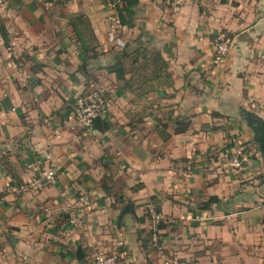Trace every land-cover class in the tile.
I'll list each match as a JSON object with an SVG mask.
<instances>
[{
    "label": "crops",
    "instance_id": "0c3cea01",
    "mask_svg": "<svg viewBox=\"0 0 264 264\" xmlns=\"http://www.w3.org/2000/svg\"><path fill=\"white\" fill-rule=\"evenodd\" d=\"M114 12L102 0H0V260L94 264L114 252L121 264H164L167 250L194 264H264V162L247 124L264 120V0H140L135 26L116 33ZM140 37L172 78L141 96L107 71ZM93 89L112 101L105 133L74 117ZM225 151L247 156L244 170ZM51 167L53 183L21 190ZM214 242L220 252L196 257Z\"/></svg>",
    "mask_w": 264,
    "mask_h": 264
},
{
    "label": "trees",
    "instance_id": "16d2710c",
    "mask_svg": "<svg viewBox=\"0 0 264 264\" xmlns=\"http://www.w3.org/2000/svg\"><path fill=\"white\" fill-rule=\"evenodd\" d=\"M107 5H112L114 11L118 14L123 26L133 28L135 26V8L139 5L140 0H102ZM77 18V16H75ZM142 37L136 40L137 44L134 49L129 50V46L119 52L114 63L107 68L109 73H114L118 81H123L124 88L130 90L136 95H143L145 92L144 87L149 86L150 82L163 81L166 86L172 85V78L168 71L169 63L164 60L161 51L157 50L151 52L149 47L142 42ZM141 44H145L144 46ZM83 48L85 43L82 42ZM130 76L128 79L127 76ZM150 93L146 92L145 94ZM167 129L166 125L162 126ZM92 128L105 133L112 128V124L105 118H98L94 121ZM162 139L167 138L162 135ZM219 201L216 197H211L209 200L202 204V210H208L213 204ZM164 226L158 224V229ZM84 253L79 248L77 250V258L83 259Z\"/></svg>",
    "mask_w": 264,
    "mask_h": 264
},
{
    "label": "built area",
    "instance_id": "2783aa9c",
    "mask_svg": "<svg viewBox=\"0 0 264 264\" xmlns=\"http://www.w3.org/2000/svg\"><path fill=\"white\" fill-rule=\"evenodd\" d=\"M172 4L174 8H181L187 0H165ZM111 22V29L114 33L119 32L123 25L120 18L116 12L109 18ZM216 50L220 58H223L229 51L228 40L225 36L220 35L216 40ZM111 110V101L106 98L105 95L100 92H88L85 96L77 99L73 113L76 120V124L82 128H92L93 123L98 118H105L108 116ZM220 160L230 166L236 171L244 170L245 165L248 163L247 156L238 153L223 152L219 156ZM47 160H51L52 156L48 154L46 156ZM177 167L181 170L183 175H188L193 172L194 163L191 159H187L183 162L178 163ZM56 178V171L51 167L46 171H43L41 175L34 181L28 184L26 187H22V191H28V188H33L36 186H42L49 184ZM148 214L151 217V224L153 228V239L157 241V230L160 217L154 208V206H148ZM71 219H77L76 214H71ZM120 256L117 253H98L94 256V264H119ZM0 264H5L0 261ZM173 264H186L183 262H176Z\"/></svg>",
    "mask_w": 264,
    "mask_h": 264
},
{
    "label": "rangeland",
    "instance_id": "374dc122",
    "mask_svg": "<svg viewBox=\"0 0 264 264\" xmlns=\"http://www.w3.org/2000/svg\"><path fill=\"white\" fill-rule=\"evenodd\" d=\"M141 45H143V44H141ZM145 45V44H144ZM143 45V46H144ZM147 47H149L148 46V44H147ZM149 50L151 51V52H154V51H157V50H160V49H158V48H153V47H149ZM161 51V50H160ZM217 51V50H216ZM218 54V53H217ZM228 54V53H227ZM227 54L223 57V58H225L226 56H227ZM218 57H221V56H219V54H218ZM222 59V58H221ZM100 92L101 94H103V95H105L103 92H101V91H98V90H96V89H93V90H90V92ZM88 92L86 91L85 93H83V95L81 96V97H83V96H85L86 94H87ZM106 96V98H108L110 101H111V98L109 97V96H107V95H105ZM76 103V102H75ZM111 108H112V101H111ZM223 153V152H222ZM56 171V170H55ZM41 175V174H40ZM55 181V180H54ZM53 180H52V182H50V183H53L54 182ZM49 183V184H50ZM45 185H47V184H45ZM38 187H40V186H36V188H38ZM28 189H30V188H28ZM78 219V218H77ZM203 245H201V247H202ZM221 242H214V243H212L211 245H208V246H206V245H204V247L206 248V247H208V248H206V249H204V247H203V251L201 250L200 252L198 251L197 253H196V257H198V255L197 254H201V252L207 257L208 255L206 254V252H205V250H209L210 252H211V255H214V254H216V252H220L221 251ZM110 253H114V252H110ZM166 253H167V258H168V260L166 259L164 262V264H173V263H176L177 261L178 262H183V263H186V264H194V261H192L191 260V258H188V257H182V258H179V260H176L175 258V256L176 255H170L169 254V251H167L166 250ZM1 261V260H0ZM121 258H120V260H119V264H121ZM4 263V262H3ZM6 264V263H5Z\"/></svg>",
    "mask_w": 264,
    "mask_h": 264
},
{
    "label": "water",
    "instance_id": "95a60500",
    "mask_svg": "<svg viewBox=\"0 0 264 264\" xmlns=\"http://www.w3.org/2000/svg\"><path fill=\"white\" fill-rule=\"evenodd\" d=\"M247 124L253 133V141L259 146L264 162V120L258 117H249ZM220 206V203L218 204Z\"/></svg>",
    "mask_w": 264,
    "mask_h": 264
}]
</instances>
